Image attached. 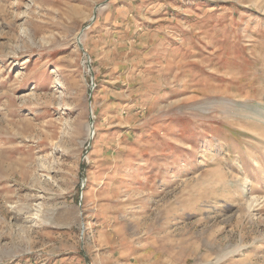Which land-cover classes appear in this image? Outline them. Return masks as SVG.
<instances>
[{
  "label": "rangeland",
  "instance_id": "rangeland-1",
  "mask_svg": "<svg viewBox=\"0 0 264 264\" xmlns=\"http://www.w3.org/2000/svg\"><path fill=\"white\" fill-rule=\"evenodd\" d=\"M0 264H264V0H0Z\"/></svg>",
  "mask_w": 264,
  "mask_h": 264
},
{
  "label": "water",
  "instance_id": "water-1",
  "mask_svg": "<svg viewBox=\"0 0 264 264\" xmlns=\"http://www.w3.org/2000/svg\"><path fill=\"white\" fill-rule=\"evenodd\" d=\"M94 18H95V15H94ZM93 18V19H94ZM78 41H79V44H80V46L81 47H83L82 46V43H81V40L80 39H78ZM92 86H91V90L93 91V88H94V85H95V83L93 82V80H92V84H91ZM91 99H90V104H91ZM90 121H91V123H92V125L94 124V120H93V111H92V108H91V116H90Z\"/></svg>",
  "mask_w": 264,
  "mask_h": 264
},
{
  "label": "bare ground",
  "instance_id": "bare-ground-1",
  "mask_svg": "<svg viewBox=\"0 0 264 264\" xmlns=\"http://www.w3.org/2000/svg\"><path fill=\"white\" fill-rule=\"evenodd\" d=\"M78 38L80 39V35ZM93 120H94V117H93ZM87 126H88L87 129L89 130V136H90V133L92 132V137H93L94 130H95L94 124L92 125L91 121H89Z\"/></svg>",
  "mask_w": 264,
  "mask_h": 264
}]
</instances>
